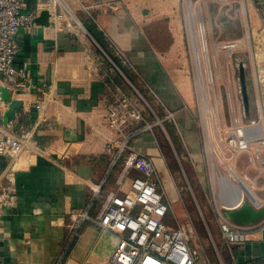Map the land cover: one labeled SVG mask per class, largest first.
<instances>
[{"label":"built area","instance_id":"obj_1","mask_svg":"<svg viewBox=\"0 0 264 264\" xmlns=\"http://www.w3.org/2000/svg\"><path fill=\"white\" fill-rule=\"evenodd\" d=\"M70 1L79 5V10L93 20L96 18L94 8L111 7L109 4H95L87 0ZM252 5L258 14L259 48L264 54V6L259 0H253ZM43 10L49 11L48 26L54 32L67 30L92 37L68 0H0V86L9 90L13 98L23 100V106L6 124L3 118L10 102L2 99L0 88V156H7L6 159L0 158V232L3 229L5 209L15 201L16 187L10 180L17 170L30 166L38 156L49 157L50 161L58 163L36 138V133L48 117L47 109L53 98L51 93H46L42 99L33 100L34 90L42 87L31 76L27 62L19 61L21 45L18 34L22 29L39 27L33 19ZM186 18L189 21V40L192 45L190 52L194 56L196 69L200 71L203 69L201 52H204V47L208 51L204 46L206 31L203 24L196 29V18L191 10ZM198 38H203L202 50ZM195 39L198 43L197 51ZM86 51V60L101 69L102 61L87 47ZM117 53L124 55L120 49ZM103 76L106 80L110 78L105 71ZM253 79L251 93L254 96L256 115L245 119L243 115L233 114L230 122H227L221 118L219 111L222 98H215L212 104L210 86L206 90L207 85L214 83L212 75L208 71L198 75V85L205 86L200 89V126L203 152L208 168L211 169L213 208L223 239L230 247L243 245L256 234L262 235L264 229V215L253 222H239L228 215L229 211L239 208L244 202L251 203L257 210L264 209V60L256 61ZM112 83V100L104 107L101 117L91 121L90 137L104 151L112 154V167L124 155L126 158L117 189L109 193L95 217L92 208L105 181H87L92 190V199L84 208L70 214L72 235H77V228L89 220H94L102 229L115 232L117 243L107 264H198L200 253L190 246L187 227H171L166 222L170 205L164 199L162 180L154 158L134 145V138L151 128L144 109L121 85L113 80ZM26 107L37 115L36 122L28 129L20 127L18 112L21 109L26 112ZM174 116L175 111H169L168 117ZM158 120L163 122L159 117ZM141 122H145V126L134 129ZM239 194V202L231 204Z\"/></svg>","mask_w":264,"mask_h":264},{"label":"crops","instance_id":"obj_2","mask_svg":"<svg viewBox=\"0 0 264 264\" xmlns=\"http://www.w3.org/2000/svg\"><path fill=\"white\" fill-rule=\"evenodd\" d=\"M259 1L264 6V0ZM113 8L117 10L97 9L94 23L112 46L114 44L124 53L142 79V87H148L154 98L164 106L168 105L166 113H162L164 119L170 120L169 111H175L171 119L177 128L183 127L187 132L189 110L186 105L183 108L177 104L175 76L169 71L170 67L149 45L141 25L127 10L118 5ZM18 41L21 45L19 61L27 62L31 76L42 87L34 90L33 100L42 99L46 93H51L53 98L47 109L48 117L40 129H52L55 133L37 141L58 163L50 161L49 157L38 156L30 166L17 170L10 180L16 187V197L5 209L0 232V264H107L116 246L117 234L89 220L82 223L77 228V235L73 236L70 214L91 201L88 180L105 181L94 201V217L109 193L117 189L122 167L118 173H113L112 154L90 137L91 121L101 117L104 107L112 100L113 88L103 76L104 67L100 69L86 60V47L92 53H96V49L81 33L77 35L67 30L56 33L52 27L40 25L22 29ZM136 91L146 99L140 90ZM18 112L22 128L32 127L37 120V115L28 107L26 112L22 109ZM169 127L171 130L172 126ZM134 145L154 158L164 199L170 205L166 222L176 227L173 223L178 221L181 209L178 207L180 210L176 215L172 203L177 206L181 200L185 203V199L176 188L173 153L160 144L155 133L139 135ZM190 154L195 162L202 161V153L198 154L199 158L191 151ZM198 207L202 214V207L207 213V203ZM203 220L206 231L212 234V225L209 226L204 217ZM213 228L218 231V236H222L217 217ZM224 244L225 255L222 257L228 264H264L262 235L256 234L243 245L230 247L226 242ZM192 249L202 251L199 246ZM209 262L204 260L199 264Z\"/></svg>","mask_w":264,"mask_h":264},{"label":"rangeland","instance_id":"obj_3","mask_svg":"<svg viewBox=\"0 0 264 264\" xmlns=\"http://www.w3.org/2000/svg\"><path fill=\"white\" fill-rule=\"evenodd\" d=\"M87 1L95 4H109L113 12L117 10L113 8L114 5H118L119 8L125 9V11L127 10L129 15L141 25L149 45L158 52L157 54L163 63L170 67L169 71L175 76L178 92L177 104L180 106L186 105V109L189 110L187 132L182 129L183 127L177 128L171 118L170 120L164 119L162 113L168 109V105H166V108L154 98L148 87H142V79L125 55L119 53L125 65L135 72L136 80L131 79L125 71L116 65L110 56L105 55L104 49H101L102 46L98 42L96 44L91 36L84 35L88 43L96 49L94 54L102 61L104 71L108 76L115 81L125 80L127 86H123V88L144 109L146 120L151 124V128L144 131V133H155L160 144L173 153L175 161L172 168H174L176 188L185 199V203L179 200L180 203H177V206L172 203V209L176 212V215L181 209V215L173 225L187 227L191 246L194 248L199 246L202 249L201 253L199 252L198 264L200 261L203 263L204 260L210 261V264H228L222 257V255H225L223 248L226 247L223 236H218V231L212 229V226L216 223V216L213 212V196L210 185L211 169L208 168L203 152L204 144L200 126V102L202 99L200 89L203 85H198V75L206 71L212 75L214 83L213 85H207L206 90L210 86L212 96L210 101L212 104L215 103V98H222V103L219 104L222 119L225 118L227 122H230L233 114L243 115L245 119L256 115L254 96L249 92L251 111L248 115L244 114L243 93L240 89L241 68H244L246 82L252 91L256 61L264 60L263 50L259 48V19L252 5L253 0ZM68 2L85 26L86 21H94L85 12L79 10V5L72 3L70 0ZM100 8H94L93 14L95 17L97 9ZM189 10L196 18V29L197 27L199 29V25L203 24L206 31L205 42L203 38L202 40L198 38L201 50L203 49V42L206 43L205 46L208 48L207 55L201 52L203 69H200V71L196 69L194 56L190 52L192 45L189 40V21L186 18ZM249 35H251L250 40ZM233 44H236V46H233ZM113 46L117 53L119 47L114 44ZM137 89L144 94L146 99L139 96ZM152 108L155 111L154 113ZM155 113L163 120L162 123L154 115ZM143 126H145V122L137 124L134 129ZM169 126H172L171 130H169ZM137 137L138 135L134 139ZM190 151L197 155L196 158H199L198 154L202 153V161L195 162V159L190 157ZM134 173L133 171L132 174ZM202 197L204 198L202 199ZM202 203H207L208 210L206 214L205 208L202 207L204 214L199 210L198 205ZM203 217L210 224L209 226L212 225L211 231L216 244L213 242L212 234L207 232L209 230L206 231L207 226L205 227ZM197 221L199 222L197 223Z\"/></svg>","mask_w":264,"mask_h":264},{"label":"water","instance_id":"obj_4","mask_svg":"<svg viewBox=\"0 0 264 264\" xmlns=\"http://www.w3.org/2000/svg\"><path fill=\"white\" fill-rule=\"evenodd\" d=\"M50 13L48 10H43L39 16L34 17L33 21L42 26H48L50 24L49 21ZM240 89L243 92L242 99L245 108V113H250V96L248 94V84L246 82L244 68H241V75H240ZM1 88V96L3 100L10 102L9 109L4 114V121L6 124L9 123V120L15 117L16 111L23 106V100L13 98L9 90L5 87L0 86ZM55 133L52 129H40L38 131L39 135H51ZM1 159H6L7 156L1 155ZM201 159V158H200ZM228 215L233 220L239 222H253L257 221L264 215V209L257 210L253 207V205L249 202H244L238 209L231 210L228 212ZM262 237L264 238V229L262 231Z\"/></svg>","mask_w":264,"mask_h":264},{"label":"trees","instance_id":"obj_5","mask_svg":"<svg viewBox=\"0 0 264 264\" xmlns=\"http://www.w3.org/2000/svg\"><path fill=\"white\" fill-rule=\"evenodd\" d=\"M86 28L88 29V31L90 32L92 37L102 46V48L104 49V54L107 56H110L115 61L116 65L119 66L120 69L125 71V73L131 77V79L136 80L137 76H136L135 72L130 70L129 67L127 65H125V63L123 62V60L121 58L122 56H120L118 53H116V49L112 46V44L110 43V41L108 40L106 35L101 30H99L97 28L94 21H92V20L86 21ZM112 80H113L112 77L107 79V83L111 87L114 86L112 83ZM113 81L115 83L121 85V86H127L125 80H118V81L113 80ZM43 136L44 135H39L38 132L36 133L37 139L40 137H43ZM170 152H171V150H170ZM125 158H126V155H124L123 157L120 158L119 163H117L112 169L113 173H118L120 171Z\"/></svg>","mask_w":264,"mask_h":264},{"label":"bare ground","instance_id":"obj_6","mask_svg":"<svg viewBox=\"0 0 264 264\" xmlns=\"http://www.w3.org/2000/svg\"><path fill=\"white\" fill-rule=\"evenodd\" d=\"M194 43H195V48H196V51H197V45H198V43H197V41H196V39L194 40ZM205 46V45H204ZM204 53L207 55V52H206V49H205V47H204ZM206 59H207V56H206ZM239 199H241V196H240V194H239V196L238 197H235L231 202V204H236V202H239Z\"/></svg>","mask_w":264,"mask_h":264},{"label":"flooded vegetation","instance_id":"obj_7","mask_svg":"<svg viewBox=\"0 0 264 264\" xmlns=\"http://www.w3.org/2000/svg\"><path fill=\"white\" fill-rule=\"evenodd\" d=\"M248 91H249V93H251V90H250V88L248 87ZM243 93V92H242ZM243 95V94H242Z\"/></svg>","mask_w":264,"mask_h":264}]
</instances>
